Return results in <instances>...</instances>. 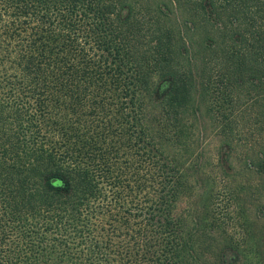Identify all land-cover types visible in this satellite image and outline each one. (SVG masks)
I'll return each mask as SVG.
<instances>
[{
    "label": "trees",
    "instance_id": "trees-1",
    "mask_svg": "<svg viewBox=\"0 0 264 264\" xmlns=\"http://www.w3.org/2000/svg\"><path fill=\"white\" fill-rule=\"evenodd\" d=\"M263 130L264 0H0V264H264Z\"/></svg>",
    "mask_w": 264,
    "mask_h": 264
},
{
    "label": "rangeland",
    "instance_id": "rangeland-1",
    "mask_svg": "<svg viewBox=\"0 0 264 264\" xmlns=\"http://www.w3.org/2000/svg\"><path fill=\"white\" fill-rule=\"evenodd\" d=\"M263 136H264V130L262 132ZM264 138V137H263ZM207 141H209L210 145H206L203 148V151L205 152L203 154L204 157L211 158V162L210 163H205L207 165V170L211 171V168H213L214 172L215 170H218L221 166H225L228 170V177L231 179H234V181H238L237 183L239 184V181H243L244 179H247V177H251L249 176L247 173H245V169H244V164H243V158L242 156L245 153V147H242V144H237L236 147L234 148L233 151L227 153L226 152V148H218L217 149V139H211V137H207L206 138ZM203 143H206L205 140L202 141ZM208 143V144H209ZM263 143V148H264V139L262 140ZM207 144V143H206ZM168 150H170V148H168ZM224 152L223 154V159L225 158V162L224 161H217L215 159L214 153L216 152ZM229 154V155H228ZM203 159V158H202ZM203 162V161H202ZM201 179H200V185L205 189V184H206V177L207 176H203L202 174H199ZM211 176V175H210ZM254 178V177H253ZM255 179V178H254ZM256 184L258 185V189L257 192L254 194L255 199L259 198L261 200L264 201V181L263 180H255ZM255 189V188H254ZM247 200V198L242 199V202H245ZM251 201L254 200V197L252 196V198L250 199ZM192 203V205L194 204L192 201H188L186 199L182 200V202L179 204V208L180 210H182V208L187 207L188 205H190ZM259 209V208H258ZM258 214H257V218L258 220H255L254 216L252 213L249 212H245V217L252 220L250 222H252V227H254V234L252 236V241L256 242L257 237L258 236H262L263 235V230H262V223L264 222V210L261 211L257 210ZM249 221V220H248ZM250 224V223H249ZM262 251H260L261 255L263 256L264 259V247H262ZM262 259V261H263Z\"/></svg>",
    "mask_w": 264,
    "mask_h": 264
}]
</instances>
